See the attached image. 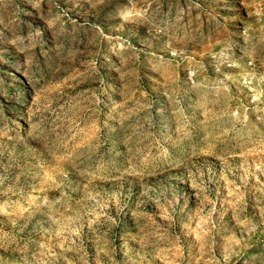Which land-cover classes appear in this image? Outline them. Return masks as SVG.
I'll list each match as a JSON object with an SVG mask.
<instances>
[{"label":"rangeland","instance_id":"374dc122","mask_svg":"<svg viewBox=\"0 0 264 264\" xmlns=\"http://www.w3.org/2000/svg\"><path fill=\"white\" fill-rule=\"evenodd\" d=\"M0 264H264V0H0Z\"/></svg>","mask_w":264,"mask_h":264}]
</instances>
